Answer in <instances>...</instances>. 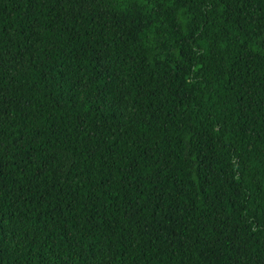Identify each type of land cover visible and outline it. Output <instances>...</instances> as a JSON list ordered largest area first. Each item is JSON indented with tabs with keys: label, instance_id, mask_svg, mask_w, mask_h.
<instances>
[{
	"label": "trees",
	"instance_id": "16d2710c",
	"mask_svg": "<svg viewBox=\"0 0 264 264\" xmlns=\"http://www.w3.org/2000/svg\"><path fill=\"white\" fill-rule=\"evenodd\" d=\"M0 264H264V0H0Z\"/></svg>",
	"mask_w": 264,
	"mask_h": 264
}]
</instances>
